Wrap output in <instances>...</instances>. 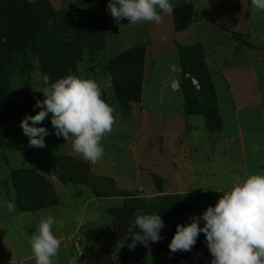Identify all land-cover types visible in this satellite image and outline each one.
<instances>
[{"label": "rangeland", "instance_id": "1", "mask_svg": "<svg viewBox=\"0 0 264 264\" xmlns=\"http://www.w3.org/2000/svg\"><path fill=\"white\" fill-rule=\"evenodd\" d=\"M50 2L56 10L90 9L106 18L103 24L91 19V32L101 38L82 42L102 44L84 46L70 74L101 85L116 123L95 165L75 154L70 140L54 136L50 113L36 125L49 132L46 146L29 147L20 121L38 112L34 105L44 99L38 53L25 35L14 46L15 39L0 34V120L6 124L0 136V264H35L29 239L39 221L54 217L57 236L67 226L59 218L65 214L73 230L88 201L102 225L99 242L129 223L128 214L143 210L163 217L168 246L176 225L214 206L220 191L245 174H264V12L247 0H170L173 10L193 6L189 22L176 29L174 11L161 13L159 24L132 25L111 17L108 0ZM75 19L84 21L80 13ZM41 28L55 26L51 21ZM16 202L33 209L19 211ZM211 259L206 242L179 257L196 264Z\"/></svg>", "mask_w": 264, "mask_h": 264}, {"label": "clouds", "instance_id": "2", "mask_svg": "<svg viewBox=\"0 0 264 264\" xmlns=\"http://www.w3.org/2000/svg\"><path fill=\"white\" fill-rule=\"evenodd\" d=\"M251 4L264 12V0H251ZM107 9L115 21L159 24L161 13L171 14L173 4L170 0H108ZM43 84L44 99L34 105L40 110L34 115H25L20 121L29 147L46 146L44 138L49 132L36 125L42 124L50 113L57 137L70 140L73 152L84 161L93 165L101 162L102 140L112 133L116 123L115 108L103 98L101 85L94 79L71 74L54 82L44 74ZM220 193L214 206L206 207L199 216L190 217L189 223L176 225L168 244L170 253L191 251L203 233L212 257L210 264H264V174H245ZM7 207L11 211L14 205ZM76 221L84 223L83 213ZM55 222L52 216L41 219L29 239L35 264H52V259L59 254L61 240L53 233ZM130 223L138 229L131 235L130 249L137 242L147 247L149 241L156 243L162 239L160 231L165 225L159 214H145L140 210L133 213Z\"/></svg>", "mask_w": 264, "mask_h": 264}, {"label": "trees", "instance_id": "3", "mask_svg": "<svg viewBox=\"0 0 264 264\" xmlns=\"http://www.w3.org/2000/svg\"><path fill=\"white\" fill-rule=\"evenodd\" d=\"M247 1L251 4V0ZM173 11L174 26L176 29H182L190 20L191 14L193 12V6L191 3H185L175 7ZM77 13H80L83 17V22L81 20L75 19V15H77ZM54 19L59 21L60 24L58 25L56 22H54ZM91 19L94 20L95 24H103L107 21L104 17L93 15L90 9L56 10L51 4L50 0H0V34H2L6 41L15 39L13 43L14 46L20 45L18 39L25 35L29 46L35 47V50L38 53V59L43 76L44 74H47L50 78V81L52 82H54L57 78H62L70 74V72L75 68V62L81 57L82 48L84 46L91 50L101 46V42H96V40L101 38V33L99 31H95V33L91 32ZM51 21L55 26L54 31L41 28V26L47 25ZM37 33L39 34V38H37ZM92 37L96 38L93 43L82 42V40ZM0 71L4 72V69L1 67V65ZM3 83H5L4 79ZM138 89L139 86L137 87V91ZM129 91L131 98L137 101L138 95H134L132 90ZM8 107L10 110V105H8ZM4 112L5 109L0 108L1 116L4 114ZM5 131L6 124L2 123L0 120V136L4 134ZM54 136L56 135L54 134ZM56 138L58 139L59 137L56 136ZM13 182L15 186H17L15 180H13ZM16 206L19 211H29L33 209V207L23 205L20 202H16ZM127 216L133 217L131 214H128ZM160 217L163 220V217ZM122 228H125V231L111 242V244L104 250L103 254L94 263L114 264V261L110 255V248L115 246L118 240L123 236L138 231V229L134 228L130 222L113 231L110 236L102 243V245L91 255L86 264H90L93 255L107 241L112 239L118 230ZM202 236L203 233L198 236L197 240H199ZM204 244L205 238L199 244L194 245L192 249ZM163 249L168 256L174 255V253H170V250L165 243L163 245ZM159 254L163 257L160 249ZM166 260L170 261V259ZM178 260L179 258L172 261ZM119 264H147V262L145 254L141 251H138L124 257Z\"/></svg>", "mask_w": 264, "mask_h": 264}, {"label": "crops", "instance_id": "4", "mask_svg": "<svg viewBox=\"0 0 264 264\" xmlns=\"http://www.w3.org/2000/svg\"><path fill=\"white\" fill-rule=\"evenodd\" d=\"M88 204L89 206L91 205L89 201ZM89 206H87L85 209L84 207L83 209L80 207L79 209L77 208L78 216H80L81 213H83L84 229L82 228L83 224L77 222V224H74L73 230H71L72 224L70 219L69 218L66 219L65 214L63 215L59 214V218L64 221L63 223H67V226L64 230L62 228L59 229L57 237L60 240H62L60 246L62 253L54 257L55 258L54 264H81L87 254L92 255L105 241L104 240L102 242H99L100 237H98V229L102 225L99 224V219H96L95 214L92 212V207ZM51 208L59 212V210L56 207H51ZM86 211L88 212V215H86ZM92 216H94V218H92ZM88 221L92 222L93 224L92 227L90 226ZM131 235L132 234H127L123 236L118 240L115 246L110 248V255L112 260L114 261V264H119L124 257L138 251H141L145 254L147 264H181V263L196 264L197 260L196 261L191 260L190 262H186L183 260H178V261L166 260L159 254L158 242L153 243L149 241L147 247L140 245L137 242L136 247L134 249H130L128 245L131 243ZM97 243H98V247L96 246ZM9 263L14 264L11 261H9ZM18 264H23V263L19 261Z\"/></svg>", "mask_w": 264, "mask_h": 264}, {"label": "water", "instance_id": "5", "mask_svg": "<svg viewBox=\"0 0 264 264\" xmlns=\"http://www.w3.org/2000/svg\"><path fill=\"white\" fill-rule=\"evenodd\" d=\"M125 231V228H122L120 230L117 231L116 235H114V237L112 239H110L109 241H107L92 257L90 264H94L98 258L103 254L104 250L111 244V242L117 238L121 233H123ZM160 236L162 237V239L159 241V249L160 252L162 253L163 257H165L166 259H170V261L177 259L179 257H181L183 254H185L187 251H177L174 253V255L172 256H168L164 249H163V245H164V240H165V234H164V229H162L160 231ZM204 235L196 241V244H199L203 239H204Z\"/></svg>", "mask_w": 264, "mask_h": 264}]
</instances>
